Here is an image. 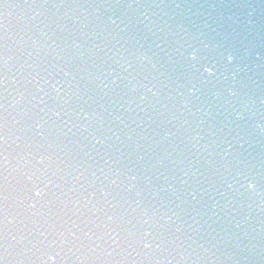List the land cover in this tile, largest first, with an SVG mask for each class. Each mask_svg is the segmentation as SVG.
Wrapping results in <instances>:
<instances>
[{
	"label": "snow or ice",
	"instance_id": "1",
	"mask_svg": "<svg viewBox=\"0 0 264 264\" xmlns=\"http://www.w3.org/2000/svg\"><path fill=\"white\" fill-rule=\"evenodd\" d=\"M119 3V0H117V4ZM133 5L130 3L127 5V7H132ZM4 7H8L7 4H4ZM108 23L111 25H117V21L115 19H112L109 17ZM123 23V20L121 21ZM177 55L179 57L178 63L184 68V73L181 75L179 80L177 81L178 84V94L184 95V91H179V89H186V93L190 96H196L198 93L202 94L204 91V88H206L209 84H211L212 80L215 78L216 73L218 71V65L223 62L226 64H232L234 61H236L237 56L236 54L228 49H225L223 51L217 52L215 57H212L209 55L207 51V45L204 46L203 49H198L194 47L191 44H188L187 46L183 47L182 49L177 50ZM0 60L3 61V63L6 65V60L4 57L0 56ZM156 65H153L155 67ZM67 74V73H65ZM111 74V73H109ZM5 80L4 78H0V81ZM103 87L107 88L109 87L108 84L103 83L101 81ZM112 84L116 83V78H114L111 81ZM3 85V84H0ZM53 90L59 93L60 90L53 87ZM147 91L152 94L153 97L158 95L157 91H154L152 87H148ZM141 99H146L144 96H141ZM57 116L60 115L59 112L55 113ZM84 119H88V114L84 115ZM0 139H4L3 136H0ZM232 148V144L228 143L227 146L224 148V155L229 154V150ZM39 161H36L37 164L44 165L45 162L48 160L45 159L44 155H38ZM8 162V156L6 154V150L2 153H0V164H2L5 168ZM41 171H44L41 169ZM236 176L240 178L241 182V188L246 189L248 192L251 193H257V189L259 188L260 192H264V176H262L260 179H257L255 176L243 173V172H237ZM3 181L7 182V175H4ZM133 179H137V176L134 175ZM47 184L45 183L43 187H41L39 184H34V187L30 190L31 195L35 198H41L45 195V188H47ZM229 188H232V184H228ZM223 195V193H221ZM6 199V198H5ZM29 208H35L36 204L29 201ZM7 209L6 207L0 209V216H3L4 218V224L6 220V213ZM81 232L84 237L90 238V231H85L81 229ZM62 233H59L60 237V243H66V241L63 240L62 243ZM111 235V233H108ZM72 235H75V233H72ZM4 240H5V228L3 229V235L0 236V264H4ZM57 241H52V244H56ZM52 244L49 245V247L52 246ZM145 248L150 247L149 244L145 245ZM159 247V245H158ZM46 260L42 261V264H48V262H52V264H55L57 257H60V252L56 251L54 248L52 252L45 253ZM61 264H63V259L61 258Z\"/></svg>",
	"mask_w": 264,
	"mask_h": 264
},
{
	"label": "clouds",
	"instance_id": "2",
	"mask_svg": "<svg viewBox=\"0 0 264 264\" xmlns=\"http://www.w3.org/2000/svg\"><path fill=\"white\" fill-rule=\"evenodd\" d=\"M141 59H144V56H143V54L141 55V57H140ZM5 60H6V64H7V59L5 58ZM125 70H127V68H129V67H131L130 65H121ZM65 75H67V74H65ZM233 75H235V74H233ZM7 83V80H3V81H0V84H6ZM53 87H55L56 89H58V90H60L58 87H57V85H52V88ZM228 92H229V95H232V96H235L236 95V92L235 91H233V89H229L228 90ZM22 96H23V93H20V94H18L16 97H15V99L12 101L14 104H16V103H20V101H21V99H22ZM245 107H247V105H245ZM85 115H87V113L85 114ZM241 116H242V113L241 112H237L236 113V118L237 119H239V118H241ZM41 127V124L38 122V123H36V128L37 129H39ZM255 127H257V128H260L262 131H264V126H262L260 123H256V125H255ZM168 135H171V133H165V136H168ZM44 157H45V159H47V156H45L44 155ZM35 159H36V161H39V157H35ZM131 171V170H130ZM35 174V173H34ZM133 176L134 175H132L131 176V179L132 180H135V179H133ZM29 179H31V177H28ZM229 184H231V183H229ZM257 195H259V189H257ZM30 203V202H29ZM29 203L27 204V207L29 208ZM5 216H6V220H5V240H4V264H9V245H10V241H9V238H8V236H9V234L7 233V227H6V225H7V223L9 222L8 221V217H7V211H6V213H5ZM109 219H111V217H109ZM145 223H147V220H145ZM144 235L145 236H148L149 235V232L148 231H145V233H144ZM63 237H64V233H62V243H63ZM80 239H83L84 238V236H83V234H82V236L81 237H79ZM13 239H16L15 237H13ZM145 245H147L148 243H144ZM77 259L78 260H80V259H82L81 257H77ZM84 259H86V257H84Z\"/></svg>",
	"mask_w": 264,
	"mask_h": 264
}]
</instances>
